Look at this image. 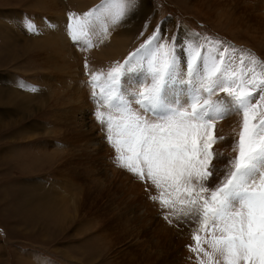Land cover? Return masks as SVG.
<instances>
[{
    "label": "rangeland",
    "instance_id": "1",
    "mask_svg": "<svg viewBox=\"0 0 264 264\" xmlns=\"http://www.w3.org/2000/svg\"><path fill=\"white\" fill-rule=\"evenodd\" d=\"M101 3L0 0V264H198L190 248L199 218L169 223L170 210L150 198L160 190L118 166L96 116L109 109L97 101L107 73L156 28L164 40L209 37L264 61V0H143L119 23L96 24L73 41L68 14ZM242 119L216 122L224 139L213 147L215 168L236 156ZM224 175L214 171L207 186Z\"/></svg>",
    "mask_w": 264,
    "mask_h": 264
},
{
    "label": "snow or ice",
    "instance_id": "2",
    "mask_svg": "<svg viewBox=\"0 0 264 264\" xmlns=\"http://www.w3.org/2000/svg\"><path fill=\"white\" fill-rule=\"evenodd\" d=\"M142 4L102 0L82 15L69 13V35L80 42L91 27L119 23ZM25 27L37 31L31 19ZM84 43L92 47L91 40ZM102 75L92 73L94 89ZM107 81L97 103L109 112L96 116L116 162L160 190L150 198L170 210L169 223L170 216L199 218L190 248L198 264H219L217 256L223 264H264V61L209 37L164 40L156 28ZM217 92L226 98L214 100ZM232 114L243 117L233 143L237 154L226 169L215 168L213 147L224 139L214 134L216 122ZM214 171L225 175L209 188Z\"/></svg>",
    "mask_w": 264,
    "mask_h": 264
},
{
    "label": "bare ground",
    "instance_id": "3",
    "mask_svg": "<svg viewBox=\"0 0 264 264\" xmlns=\"http://www.w3.org/2000/svg\"><path fill=\"white\" fill-rule=\"evenodd\" d=\"M21 202V201H20ZM27 205V204H26Z\"/></svg>",
    "mask_w": 264,
    "mask_h": 264
}]
</instances>
